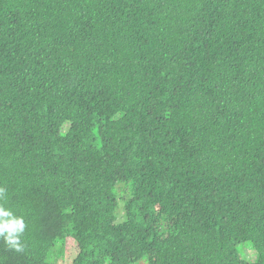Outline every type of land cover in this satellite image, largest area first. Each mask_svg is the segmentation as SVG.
I'll use <instances>...</instances> for the list:
<instances>
[{
	"label": "trees",
	"instance_id": "16d2710c",
	"mask_svg": "<svg viewBox=\"0 0 264 264\" xmlns=\"http://www.w3.org/2000/svg\"><path fill=\"white\" fill-rule=\"evenodd\" d=\"M0 185V264H264V0H0Z\"/></svg>",
	"mask_w": 264,
	"mask_h": 264
},
{
	"label": "clouds",
	"instance_id": "9594fccd",
	"mask_svg": "<svg viewBox=\"0 0 264 264\" xmlns=\"http://www.w3.org/2000/svg\"><path fill=\"white\" fill-rule=\"evenodd\" d=\"M26 228L25 216L13 208L9 203L7 187L0 185V240L4 247L18 254L24 253Z\"/></svg>",
	"mask_w": 264,
	"mask_h": 264
},
{
	"label": "rangeland",
	"instance_id": "374dc122",
	"mask_svg": "<svg viewBox=\"0 0 264 264\" xmlns=\"http://www.w3.org/2000/svg\"><path fill=\"white\" fill-rule=\"evenodd\" d=\"M68 245H69V248H68L67 255H66L67 258L65 260H63V259L59 260L60 261L59 262L60 264H71L72 263V260H73V258L75 256V253L76 252L74 251V249H75L74 243H72L71 240H70V242L68 243ZM245 249H246V253L248 255V253L251 250V248L246 246Z\"/></svg>",
	"mask_w": 264,
	"mask_h": 264
}]
</instances>
